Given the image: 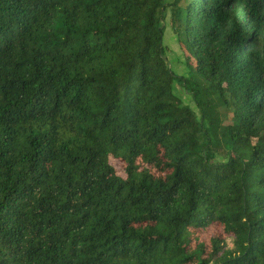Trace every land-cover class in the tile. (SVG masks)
<instances>
[{"label":"trees","instance_id":"trees-1","mask_svg":"<svg viewBox=\"0 0 264 264\" xmlns=\"http://www.w3.org/2000/svg\"><path fill=\"white\" fill-rule=\"evenodd\" d=\"M168 7L0 0V264H264V0L173 10L187 77Z\"/></svg>","mask_w":264,"mask_h":264},{"label":"rangeland","instance_id":"rangeland-1","mask_svg":"<svg viewBox=\"0 0 264 264\" xmlns=\"http://www.w3.org/2000/svg\"><path fill=\"white\" fill-rule=\"evenodd\" d=\"M191 0H167V3L170 4V7H168L167 10V17H166V32L164 37V44L167 47V57L172 65L173 70L175 73L179 76H189L191 75V70H195V63L193 60H188L187 54H184L183 45H182V38H179L176 36L174 30L171 26V19L173 15V10H175L176 7L184 9L186 5ZM175 4V5H171ZM188 61L189 66L191 67V70L188 69L186 66V62ZM175 93H177L184 104H187L193 108L194 112L198 114V110L196 109L195 103L193 102L192 98L189 97L185 91L180 88L179 86H176ZM219 113L221 114L223 123H229L230 120H232L233 117V109L230 107H220ZM221 232V229L218 226H211L206 231L201 233V237L203 240L207 241V237L211 233H218ZM227 242L229 247H232V240L230 238H227Z\"/></svg>","mask_w":264,"mask_h":264}]
</instances>
